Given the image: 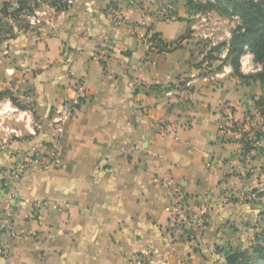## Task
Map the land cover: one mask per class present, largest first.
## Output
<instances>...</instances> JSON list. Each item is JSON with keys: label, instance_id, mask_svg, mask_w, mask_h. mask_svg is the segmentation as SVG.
<instances>
[{"label": "crops", "instance_id": "1", "mask_svg": "<svg viewBox=\"0 0 264 264\" xmlns=\"http://www.w3.org/2000/svg\"><path fill=\"white\" fill-rule=\"evenodd\" d=\"M11 1L0 0V264H132L142 250L147 264H218L217 247L263 241L264 156L237 127L251 86L223 64L226 50L210 59L215 73L202 68L204 11L188 0L42 2L31 26ZM153 33L183 39L160 51ZM80 87L57 138V110ZM56 147L57 165L4 178ZM203 199L212 211L194 241L185 219Z\"/></svg>", "mask_w": 264, "mask_h": 264}, {"label": "trees", "instance_id": "2", "mask_svg": "<svg viewBox=\"0 0 264 264\" xmlns=\"http://www.w3.org/2000/svg\"><path fill=\"white\" fill-rule=\"evenodd\" d=\"M18 1L20 3L19 7L10 11V15L13 17H19L23 12H33L32 3H34L36 8L42 2L48 3L57 9L63 7V4L59 3L58 0ZM203 2L204 4L195 0H188L189 6L196 11H204L206 8L217 7L220 12L238 15L241 18L242 23L233 29L230 39L218 44L215 49L221 50L222 47H226L227 50L223 58V64H230L235 75L238 77L242 79L254 78L264 87V0H205ZM9 6L8 2L3 3L4 10L7 11ZM180 39H183V37ZM179 40L167 42L162 40L158 33H153L150 37V47L156 46L160 51H170L179 46ZM247 49L253 51L256 60L263 64V69L251 75L242 73L240 69V57ZM2 97L3 94H0V99ZM255 104L264 117V101L258 99L255 101ZM254 144L262 145L261 151L264 156V141H260L258 138L254 141ZM216 250L225 256V260L218 264H264V238L263 241H260V237H258L257 243L248 249L217 247Z\"/></svg>", "mask_w": 264, "mask_h": 264}, {"label": "rangeland", "instance_id": "3", "mask_svg": "<svg viewBox=\"0 0 264 264\" xmlns=\"http://www.w3.org/2000/svg\"><path fill=\"white\" fill-rule=\"evenodd\" d=\"M195 1L204 4L203 0H195ZM207 12L209 13L208 20L204 26H203V22L201 21L202 16H199L198 18L195 19L199 25L198 29H196L197 31L196 38L199 40L198 44L201 45L199 49L202 48V50L207 51L206 55L210 62V59H211L210 57L212 58L217 57L218 55L223 54L224 53L223 51L227 50L226 47H222L221 50H217L215 49V47H217V45L222 42L228 41L231 37L233 29L237 25L241 24L242 20L238 15H229L228 13H225L223 11L220 12V10L217 7L206 8L204 10V13H202L201 15L207 14ZM208 28H211V29H208ZM204 33H210L211 36H209L208 38H205L203 36ZM245 52H250L252 55L251 61L249 64L252 69L250 71H247L248 69L247 64L245 66H242V63H241L242 56H241L240 57V69L242 73L246 75H251L263 69V64L256 60L255 54L253 51H251L250 49H247ZM218 63L219 62H215V63L210 62V65L208 64L205 67H202V66L201 67L203 69H206L208 71V74L215 73ZM250 79H253V78L244 79L245 84L248 86H251V88H250V92L247 98L244 100V102L247 104H246V107H243L244 108L243 116L239 118L237 122V127L239 129H242L243 137H245L249 141L248 146L251 147L252 145H254V141H256V139L258 138L260 141H264V117L262 116L259 108L255 104L256 99L264 101V87L260 86L258 82H257L258 84H256V82H253ZM219 82H221V80L219 81L216 80L214 85L219 87L218 85ZM249 102L251 104H249ZM242 134H241V137H242ZM255 146L257 148L255 150V153H256L255 156L258 157L261 155L260 149L262 145L255 144ZM256 190H259V188H257Z\"/></svg>", "mask_w": 264, "mask_h": 264}, {"label": "built area", "instance_id": "4", "mask_svg": "<svg viewBox=\"0 0 264 264\" xmlns=\"http://www.w3.org/2000/svg\"><path fill=\"white\" fill-rule=\"evenodd\" d=\"M59 3L65 5V4H70L72 3V0H58ZM20 5L18 0H12L11 1V7L12 9L18 8ZM31 7L33 8V12L31 13H25V19L26 21L31 25H38L41 23L42 19L40 17V12H39V7H35L34 3L31 4ZM208 15L203 14L201 21L203 22V26L207 23L208 20ZM199 25L196 27L198 29ZM211 29V28H208ZM203 36L205 38H208L211 36L210 33H204ZM251 53L250 52H245L242 55L241 63L242 66H245L247 64L248 69L247 71H250L252 68L249 65L251 61ZM79 94H77L73 98H69L64 103H62L61 107L57 110V115L54 118V128H55V133L56 137L60 138L61 134L64 131L65 124L69 122L71 119H73L80 107V96L81 93L84 91L82 87L79 88ZM37 126L41 127V124H37ZM59 150L54 148L52 155L48 158L45 159L40 156H35L33 157L32 160H29L25 163H22L14 168H5L2 171V174L4 178H6L10 183L13 184H18L24 177L25 175L33 168V164L36 163L37 166L36 168L43 170L51 166H55L58 163L59 156H58ZM14 195V191L13 194ZM189 200V197H184L181 199V202L187 203ZM227 198L223 199L221 202H225ZM212 203L207 200L203 199L200 203V206L195 207L194 209H191V211L188 212L186 216V221L190 229V237L194 240L197 241L199 237L201 236V233L205 230L206 225H207V216L210 214L212 211ZM8 254V249L6 245L2 242L1 236H0V256H6ZM130 259L132 261V264H147V260L149 259V253L145 250H142L138 253L131 254Z\"/></svg>", "mask_w": 264, "mask_h": 264}]
</instances>
